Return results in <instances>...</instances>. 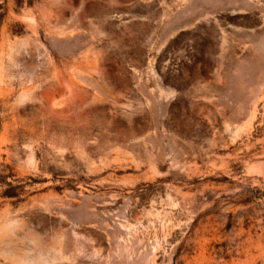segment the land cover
Wrapping results in <instances>:
<instances>
[{
	"label": "rangeland",
	"instance_id": "374dc122",
	"mask_svg": "<svg viewBox=\"0 0 264 264\" xmlns=\"http://www.w3.org/2000/svg\"><path fill=\"white\" fill-rule=\"evenodd\" d=\"M0 264H264V0H0Z\"/></svg>",
	"mask_w": 264,
	"mask_h": 264
}]
</instances>
